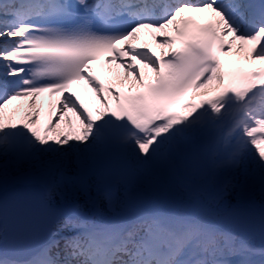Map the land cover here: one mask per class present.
<instances>
[{
	"label": "snow or ice",
	"instance_id": "obj_1",
	"mask_svg": "<svg viewBox=\"0 0 264 264\" xmlns=\"http://www.w3.org/2000/svg\"><path fill=\"white\" fill-rule=\"evenodd\" d=\"M258 68L264 0H0V264H264Z\"/></svg>",
	"mask_w": 264,
	"mask_h": 264
},
{
	"label": "bare ground",
	"instance_id": "obj_2",
	"mask_svg": "<svg viewBox=\"0 0 264 264\" xmlns=\"http://www.w3.org/2000/svg\"><path fill=\"white\" fill-rule=\"evenodd\" d=\"M226 57H227L228 61L238 60L237 57H235V55H233V54L226 55ZM141 67H143V66H141ZM260 72H262L264 74V68H261ZM125 83H127V82H125ZM42 117H43V114H41V120H42Z\"/></svg>",
	"mask_w": 264,
	"mask_h": 264
}]
</instances>
